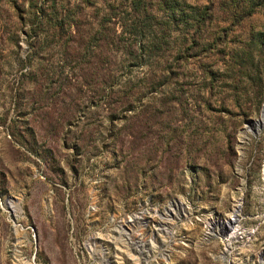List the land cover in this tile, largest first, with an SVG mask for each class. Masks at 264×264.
<instances>
[{
	"label": "rangeland",
	"instance_id": "374dc122",
	"mask_svg": "<svg viewBox=\"0 0 264 264\" xmlns=\"http://www.w3.org/2000/svg\"><path fill=\"white\" fill-rule=\"evenodd\" d=\"M161 1L0 0V264H264V4Z\"/></svg>",
	"mask_w": 264,
	"mask_h": 264
},
{
	"label": "trees",
	"instance_id": "16d2710c",
	"mask_svg": "<svg viewBox=\"0 0 264 264\" xmlns=\"http://www.w3.org/2000/svg\"><path fill=\"white\" fill-rule=\"evenodd\" d=\"M183 1V0H182ZM182 1L180 0H162L163 9H169L170 15L176 16L175 20L188 21V26L193 31H198L199 28L203 25L205 21H208L213 14L214 10V1L210 0L208 3H204L201 6H195L186 4L184 8L182 5ZM225 0H217V6L219 7L224 3ZM236 3H233V8L229 11V16L231 20L239 21L241 18L250 15L258 5H263L264 0H232ZM244 1V2H243ZM239 6V9H236V6ZM131 7L136 10L137 14L140 15L141 19H148L152 14L150 10L147 8V0H131ZM141 24V23H140ZM59 27H61L59 25ZM133 29H137L138 31L142 30L141 28H137V26H133ZM106 34L102 36L101 32L96 36L97 39L103 40ZM264 41V40H263ZM263 45V44H262ZM259 45V51L263 53V46ZM190 47V46H189ZM263 59L264 65V55L261 57ZM260 60V58H259Z\"/></svg>",
	"mask_w": 264,
	"mask_h": 264
}]
</instances>
